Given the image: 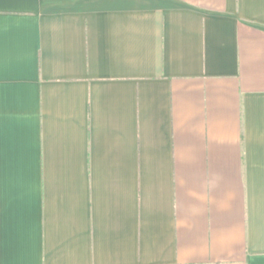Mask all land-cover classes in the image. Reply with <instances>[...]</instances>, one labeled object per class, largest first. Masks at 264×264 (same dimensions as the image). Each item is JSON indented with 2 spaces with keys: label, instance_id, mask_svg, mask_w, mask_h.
Wrapping results in <instances>:
<instances>
[{
  "label": "crops",
  "instance_id": "obj_1",
  "mask_svg": "<svg viewBox=\"0 0 264 264\" xmlns=\"http://www.w3.org/2000/svg\"><path fill=\"white\" fill-rule=\"evenodd\" d=\"M0 264H264V0H0Z\"/></svg>",
  "mask_w": 264,
  "mask_h": 264
}]
</instances>
